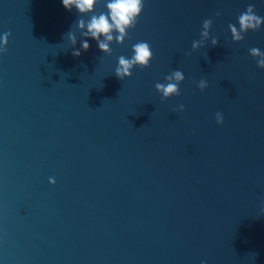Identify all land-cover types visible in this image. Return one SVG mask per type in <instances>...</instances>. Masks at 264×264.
I'll list each match as a JSON object with an SVG mask.
<instances>
[{
	"label": "water",
	"instance_id": "obj_1",
	"mask_svg": "<svg viewBox=\"0 0 264 264\" xmlns=\"http://www.w3.org/2000/svg\"><path fill=\"white\" fill-rule=\"evenodd\" d=\"M247 4L264 16V0H144L123 43L73 56L93 13L0 0V264H264V68L248 53L264 25L228 31ZM208 18L218 43L192 50ZM141 40L149 65L118 79ZM173 69L180 94L161 100Z\"/></svg>",
	"mask_w": 264,
	"mask_h": 264
},
{
	"label": "clouds",
	"instance_id": "obj_2",
	"mask_svg": "<svg viewBox=\"0 0 264 264\" xmlns=\"http://www.w3.org/2000/svg\"><path fill=\"white\" fill-rule=\"evenodd\" d=\"M97 0H60L61 5L68 11L75 9L78 13H93L87 22L81 18L77 19L76 26L82 29L84 39L80 41V47L72 48V55L79 56L81 51H86L89 48V40H95L97 48L103 53L111 52V43H123L128 36V30L135 26L137 18L144 7V0H104V11L98 15L95 14V4ZM220 13L217 12L216 15ZM212 20L204 19L199 33V39H194L191 43V49L196 50L202 48L206 41H209L210 27ZM238 25V26H237ZM264 25V16L258 15L254 11L253 4H247L245 9L239 13L236 18V24L229 23L228 31L231 35V40L234 42L241 41L244 38V33L249 30H259ZM8 32L0 33V53H3L8 43ZM68 39L75 45V35L68 33ZM210 44L215 46L218 39L212 36ZM248 53L256 61L258 68H264V50L258 47H251ZM153 56L151 46L147 41H137L131 44V54L129 56L119 55L116 59V64L113 69V74L120 80L132 75L134 67H147ZM185 79L184 72L180 69H173L163 77V82L154 84L155 90L160 94L161 100L167 99L170 96L180 94V83ZM197 88L203 91L207 87V81L200 79L197 82ZM184 105L179 104L177 110H183ZM217 124L223 123V114L219 111L215 113ZM50 184L55 183L54 177H48ZM264 213V206L260 209ZM201 264H205L201 261Z\"/></svg>",
	"mask_w": 264,
	"mask_h": 264
}]
</instances>
